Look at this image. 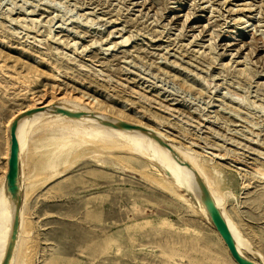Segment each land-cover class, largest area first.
I'll use <instances>...</instances> for the list:
<instances>
[{"label": "rangeland", "instance_id": "obj_1", "mask_svg": "<svg viewBox=\"0 0 264 264\" xmlns=\"http://www.w3.org/2000/svg\"><path fill=\"white\" fill-rule=\"evenodd\" d=\"M47 96L94 99L205 161L201 140L226 149L209 163L225 210L264 258V0H0V186L7 119ZM44 135L24 158L19 264H234L142 157L77 139L58 157Z\"/></svg>", "mask_w": 264, "mask_h": 264}, {"label": "bare ground", "instance_id": "obj_2", "mask_svg": "<svg viewBox=\"0 0 264 264\" xmlns=\"http://www.w3.org/2000/svg\"><path fill=\"white\" fill-rule=\"evenodd\" d=\"M53 92L54 91L51 92V95ZM53 96L51 97L47 96L50 98V100L46 99V101L42 103L35 102L28 106H25L21 110H18L17 113L13 114L9 119H7L8 121L6 122L5 125L6 161L3 168L4 175L2 178V184L0 186V264L3 263L6 257V252L12 232V224L14 218V204H15V200L12 199L8 194V192L6 191V174L8 171V158L10 152L9 127L12 121L17 116H19L20 114L26 111L37 108H41V111L36 114L25 116L22 119H20L18 121L15 130V138L18 145V161H19L18 189H19L21 202H20V209L18 214V229H17L16 239L14 242L13 249L9 256L8 264H19L20 259L22 257V256L20 257L21 255L20 250L22 249L21 246L24 241L23 235L25 233V229H24L25 217H26L25 211L30 196L28 195V185L30 184H27L29 180L26 181L25 178L26 176L24 175V169H25L24 161H26L24 160V158L26 157L25 154L27 153L29 147H31V144L29 142L31 139H33L32 136L36 132L37 133L41 132V134L42 132L43 134L45 133L43 138L46 137L47 138L46 141L47 140L50 141V144L49 143L48 144L51 146L53 145L55 147V149L57 150V154L55 153L54 154L58 155V157L59 155L61 156V154H64V152H68L70 150L69 148V150L67 151L69 143L70 142L72 143L71 140L73 139H77L78 140L77 143L80 144L82 143L83 145H86L85 144L86 142L93 143L100 150L102 149L124 150L128 153L136 154L142 157L158 174L160 178L159 182L161 184H165L170 188V190L171 188H173V190L175 188L182 190L185 194L184 195L177 194V196L181 200H183L186 204L191 205L192 201H195L196 208L194 207L195 208L194 212L201 215L207 221V223H209V225L213 229V232L216 234L217 238L221 241L226 254L230 257L232 262L236 264L232 259V257L230 256L224 244V241L216 231L211 219L208 216V211L202 202L203 195L200 190V186L197 182V179H199L204 184L212 202L214 203L217 210L220 212L227 226V229L233 239L234 247L237 253L241 257L252 261L254 264H264V258L258 252L253 250L251 244L244 238L242 233L239 231V229L236 227V225L233 223L232 219L228 215V212L225 210L226 199H225V194L221 190V181H220L221 173L217 167L213 166V164H209L212 162V158L214 157L221 161L227 159L228 151H226V149H222V147H220L219 148L220 151L217 150L219 153L213 155L209 150L212 151L215 145L209 144L208 142L201 140L203 142L201 144H203L204 146L200 148L207 150V152L205 153L210 157L212 156V158H208V160L205 161L204 160L205 156H201L200 153L191 150L189 147L182 148L177 145H173L172 143L168 142L169 139H167L163 134H161L156 130L150 129L145 126H141L136 123H131L129 121H126V119H123L118 116L106 117L102 115L100 112L94 110V107L96 105L99 106L97 101L94 99L88 101L87 98L83 99L82 96L81 97L62 96L60 103L56 105L54 103V99L56 98H54ZM57 109L71 113H80L82 115L76 118L68 117L57 112L56 111ZM39 136L41 137L42 135ZM40 137L37 139V141L41 139ZM160 143H163L166 146H168L173 153L167 150ZM192 143L193 146H197L196 144H194V142ZM43 145L44 144H42V146ZM37 146L40 147V145ZM52 149L54 148L52 147ZM29 150H31V148ZM95 152H97V149ZM31 153H33V151ZM54 154H51V156L53 155L54 160L51 159L45 163V167L42 166L43 169L46 168L48 169V171L51 170L52 171L51 175L54 174L53 171L54 168H56L54 166L56 165L55 158H57V156H55ZM35 155H37V153ZM64 155L62 157H64ZM235 160L239 162H243V160L240 158H236ZM38 173L40 174V172ZM34 182L32 181V183ZM258 259H260V261Z\"/></svg>", "mask_w": 264, "mask_h": 264}, {"label": "water", "instance_id": "obj_3", "mask_svg": "<svg viewBox=\"0 0 264 264\" xmlns=\"http://www.w3.org/2000/svg\"><path fill=\"white\" fill-rule=\"evenodd\" d=\"M40 111H41V108H37V109L29 110V111H26L20 114L12 121L9 127L10 152H9V158H8V171L6 174V191L8 192L10 197L15 200V204H14V218H13V224H12V232H11L10 241H9L7 252H6V257L2 264H8L9 256L14 246L17 229H18V214H19L20 202H21L20 195H19V189H18L19 161H18V145H17L16 138H15V130H16L18 121L20 119H22L25 116L36 114ZM56 111L68 117L76 118L82 115L80 113H71V112H66L64 110H59V109H57ZM160 144L164 146L167 150H169L171 153H173L168 146H166L163 143H160ZM197 182L200 186V190L203 195L202 202L208 211V216L211 219L216 231L218 232V234L221 236L222 240L224 241V244L230 256L234 260V262L236 264H254L252 261L241 257L237 253L234 247L233 239L227 229V226L220 212L217 210L214 203L212 202L204 184L199 179H197Z\"/></svg>", "mask_w": 264, "mask_h": 264}]
</instances>
